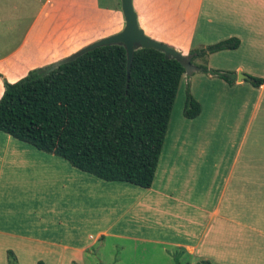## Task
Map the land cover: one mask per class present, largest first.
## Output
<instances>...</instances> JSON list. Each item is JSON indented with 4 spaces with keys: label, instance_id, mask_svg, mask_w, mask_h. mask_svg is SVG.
Segmentation results:
<instances>
[{
    "label": "crops",
    "instance_id": "1",
    "mask_svg": "<svg viewBox=\"0 0 264 264\" xmlns=\"http://www.w3.org/2000/svg\"><path fill=\"white\" fill-rule=\"evenodd\" d=\"M178 3L185 7L182 28L192 31L180 33L182 42L170 38L164 42L183 56L190 57L197 47L240 40L238 49L218 53L222 64L216 66L236 73L233 85L219 78L233 96H209L205 106L204 96L191 93L201 105V114L194 119L184 115L179 135L177 130L171 142L166 136L149 189L102 181L0 132V222L5 218L21 223L0 231L20 230L12 236L24 245L47 246L55 249L54 254L73 252L79 261L91 244L122 238L173 246L203 262L264 264V82L257 88L253 81H238V73L264 80V0H133L145 35L157 41L154 35L164 31L156 23L168 14V6ZM113 17L107 27L110 36L125 27L123 12ZM148 28L154 34H146ZM80 49L53 55L49 63ZM10 58L0 64L8 63L12 69ZM197 71L201 72L185 74L182 81ZM1 72L9 83L22 79L12 78V70ZM3 91L0 78V97ZM249 101L252 110L244 113L243 103ZM228 115L232 123L223 126ZM242 121L244 125H239ZM227 128L229 134L223 132ZM242 215H247L245 220ZM147 227L157 230L156 238L140 235V229ZM29 229L44 234L24 233Z\"/></svg>",
    "mask_w": 264,
    "mask_h": 264
},
{
    "label": "trees",
    "instance_id": "2",
    "mask_svg": "<svg viewBox=\"0 0 264 264\" xmlns=\"http://www.w3.org/2000/svg\"><path fill=\"white\" fill-rule=\"evenodd\" d=\"M240 44L230 38L194 49L191 63L200 61V71L233 85L236 73L209 71L202 63ZM127 65L123 46H105L55 70L42 68L6 82L0 132L102 181L151 188L186 69L155 49L136 51L129 75ZM251 78L257 88L264 82ZM200 114V103L188 91L185 117Z\"/></svg>",
    "mask_w": 264,
    "mask_h": 264
},
{
    "label": "rangeland",
    "instance_id": "3",
    "mask_svg": "<svg viewBox=\"0 0 264 264\" xmlns=\"http://www.w3.org/2000/svg\"><path fill=\"white\" fill-rule=\"evenodd\" d=\"M44 1L46 0H0V60L7 56L11 57L9 62L12 67L10 69L8 63L0 64V78H2L4 85L0 100L4 95L5 83L7 82L2 77L1 69L12 70V78L17 76L25 78L31 72L42 68L51 69L58 63H49V59L53 55H60L65 51L81 47L84 49L93 43L113 36L109 35L107 27L114 20L113 13H122L121 0H49L43 10ZM167 8L168 14L161 15L160 20L156 23V26H159V29L164 32L154 36L159 43L165 45L167 44L164 40L169 38L170 41L182 42L185 39L184 35L180 33L192 31L190 27L182 28V26L184 27L182 15L185 7L182 3H178ZM102 12H109L110 14L103 16ZM107 32L108 36H106ZM146 32L149 35L154 34L150 28ZM201 49L203 48L197 47V50ZM15 51L16 53H14ZM218 55V53L208 55L202 64L209 71L219 70L216 66L220 67L219 64H222V61ZM225 62L227 63L226 66L230 65L228 59ZM39 64L45 67H40ZM224 71L231 72V70ZM186 74L188 75V73ZM187 83H189L188 86ZM229 89L224 81L211 75L210 72L197 71L195 75L189 77V80L185 78L182 81L173 109L167 135L168 141H172L177 130L178 136L183 128L184 108L188 91L199 98L204 96L203 104L206 106V99H209V96L227 97L229 93H232ZM221 103H224V98ZM236 106L235 103L233 109ZM243 106L244 113H249L252 110L250 101L243 103ZM233 116L231 114L230 117ZM222 121L223 126L232 123L229 115L227 118L224 117ZM243 121L239 125H244ZM228 131L229 128L223 132L229 134ZM246 141H250V137ZM2 216L0 214V218ZM246 216L242 215V218L245 220ZM20 224L18 221L9 220L7 222L4 218L0 222V227L7 225L14 227L20 226ZM140 230V235L143 236L156 238L158 235L157 230H151L148 227ZM20 232V230L0 231V233H4L0 234V264H14L9 254L10 251L16 258L15 264H59L60 259L63 260L62 264H177V261L180 264H208V262L210 264H225L224 261L215 259L203 262L205 259L196 256L190 257L182 249L173 246H161L154 242L122 238H105L100 242L91 244L89 252L79 261L75 259L73 252L54 254L55 249L47 246L24 245L22 240L12 236V234ZM27 232L44 234V231L32 229L24 231V233ZM90 242L93 241L90 240ZM82 260L84 261L82 262Z\"/></svg>",
    "mask_w": 264,
    "mask_h": 264
},
{
    "label": "water",
    "instance_id": "4",
    "mask_svg": "<svg viewBox=\"0 0 264 264\" xmlns=\"http://www.w3.org/2000/svg\"><path fill=\"white\" fill-rule=\"evenodd\" d=\"M121 5L122 12L125 18V27L120 33L87 46L68 59L56 63L51 68V70H55L62 64L76 59L77 57L93 51L96 48L113 45H121L126 49L128 57V75L131 69L134 54L140 49H155L164 53L167 58L178 60L185 67L186 73L188 74H191L192 72L197 70L196 67H194L191 63L190 57L183 56L176 49L154 41L153 39L145 35L143 30L139 26L138 17L133 7V0H121ZM243 80L252 81V78L246 74L238 73V81Z\"/></svg>",
    "mask_w": 264,
    "mask_h": 264
}]
</instances>
